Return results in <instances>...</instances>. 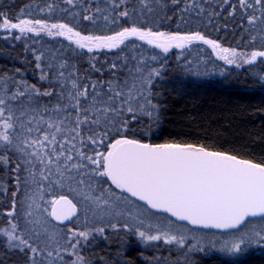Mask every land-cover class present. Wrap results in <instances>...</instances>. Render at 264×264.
I'll return each instance as SVG.
<instances>
[{"label":"snow or ice","instance_id":"snow-or-ice-1","mask_svg":"<svg viewBox=\"0 0 264 264\" xmlns=\"http://www.w3.org/2000/svg\"><path fill=\"white\" fill-rule=\"evenodd\" d=\"M165 21L176 30H161ZM0 31L34 44L62 38L72 53L32 49L40 86L0 73V237L24 264H91L84 248L109 227L184 248L188 229L174 221L231 233L193 249L264 245V160L150 142L163 64L151 66L159 54L137 43L164 54L202 44L226 65L264 64V0H32L12 16L0 10ZM255 75L264 82V69ZM150 212L166 223H151Z\"/></svg>","mask_w":264,"mask_h":264},{"label":"trees","instance_id":"trees-1","mask_svg":"<svg viewBox=\"0 0 264 264\" xmlns=\"http://www.w3.org/2000/svg\"><path fill=\"white\" fill-rule=\"evenodd\" d=\"M31 2L32 0H0V10L12 16ZM30 11L35 13V8ZM54 19H61L60 13ZM161 30L175 31L176 25L165 21ZM210 35L213 38L219 36L226 47H236L238 50L248 47L238 43V38H233L230 33L211 32ZM34 39L37 41L35 44L33 39L27 37L17 41L8 33L0 31V73L23 77L29 83L40 86L43 82L39 80L40 72L35 68L32 49L47 53L51 48L63 47L62 54H72L68 50V42L62 38L53 39L42 35ZM137 43L146 55L159 54L160 60L150 62L151 66L159 67L163 64L161 77L155 81L153 88L159 94L156 100L160 104V118L158 125L153 126L150 142L203 143L257 162L264 160V82L255 75L264 69V64L240 68L226 65L216 58L208 46L202 44L185 50L172 49L164 54L143 42ZM106 55L114 59L111 54ZM100 58L103 59V55ZM87 60L88 57L84 56L78 63L87 68ZM0 175L5 180L8 179L7 175ZM103 219L106 222L112 218ZM109 228L103 238L85 248L84 255L90 258L91 264H156L160 245L154 246L151 262L140 260L135 250L124 256V247L129 243L123 242L126 240L123 237L125 231H112ZM103 243L110 246L107 250L116 249V256H105ZM0 264H24L22 254L9 250L2 237ZM196 264H264V253H251L239 260L204 257Z\"/></svg>","mask_w":264,"mask_h":264},{"label":"rangeland","instance_id":"rangeland-1","mask_svg":"<svg viewBox=\"0 0 264 264\" xmlns=\"http://www.w3.org/2000/svg\"><path fill=\"white\" fill-rule=\"evenodd\" d=\"M150 217H153L151 219V223L153 224H160L166 223L165 221V215L157 214L155 212L148 213ZM107 223V221L105 222ZM180 224L175 223L173 224V227H178ZM90 226V225H89ZM185 229H188V231L185 233L188 237L187 245L184 248H181L179 245L172 244V245H166L163 242H145L140 240L137 236H135L133 233L126 232L123 236L124 239L123 242H134V243H146L150 244L152 246L160 245V249H158L157 254V262L156 264H196L197 262L201 261V258L207 257V258H229L232 260H239L241 258H244L248 254L251 253H264V245L262 246H250L246 249H244L239 254H233L228 255L225 253H221L217 251L215 248L212 247H204V250L201 251L199 248L193 249L191 246L196 245L197 241H199L200 245L203 247L205 245H208L213 240H220L223 241L225 239L230 238L231 233H214V232H207V231H201L197 229H193L187 225H183ZM107 230V228H106ZM109 230H112L109 228ZM113 231V230H112ZM223 234V235H222ZM103 235H95L94 238L90 240V242L85 246H89V244H92L94 242H98L100 238H103ZM195 236L196 239H192V237ZM84 248V251H85ZM84 254V252H83Z\"/></svg>","mask_w":264,"mask_h":264},{"label":"flooded vegetation","instance_id":"flooded-vegetation-1","mask_svg":"<svg viewBox=\"0 0 264 264\" xmlns=\"http://www.w3.org/2000/svg\"><path fill=\"white\" fill-rule=\"evenodd\" d=\"M104 250V255H108V254H114L116 256V249L114 250V248H111L109 250H107L108 247H110L109 245H107L106 243H103L102 245ZM124 256H126L131 250H135L137 255H139V259L142 261H147V262H151V260L153 259L154 256V246L150 245V244H144V243H127L126 247H124Z\"/></svg>","mask_w":264,"mask_h":264},{"label":"water","instance_id":"water-1","mask_svg":"<svg viewBox=\"0 0 264 264\" xmlns=\"http://www.w3.org/2000/svg\"><path fill=\"white\" fill-rule=\"evenodd\" d=\"M157 214H161V215H165L166 216V214H164V213H157ZM171 219L174 221V218H171ZM175 223L187 225V226L193 228V226L188 225L187 222H175ZM193 229H197V230H201V231H207V232H214V233H223V234L224 233H229V232H226V231H220V230H215V229H202V228H193Z\"/></svg>","mask_w":264,"mask_h":264}]
</instances>
